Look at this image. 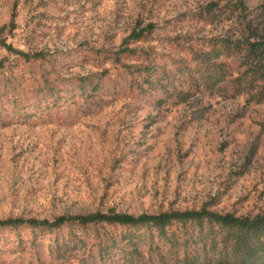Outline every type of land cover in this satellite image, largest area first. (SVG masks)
Here are the masks:
<instances>
[{
  "label": "rangeland",
  "instance_id": "rangeland-1",
  "mask_svg": "<svg viewBox=\"0 0 264 264\" xmlns=\"http://www.w3.org/2000/svg\"><path fill=\"white\" fill-rule=\"evenodd\" d=\"M240 2L246 13L229 19ZM211 3L221 18L202 17ZM248 22L264 34V0H0V41L45 56L27 61L0 46V221L264 214V104L196 90L185 72L205 42ZM128 230L2 227L0 264H161L99 257L105 235L117 252Z\"/></svg>",
  "mask_w": 264,
  "mask_h": 264
},
{
  "label": "trees",
  "instance_id": "trees-1",
  "mask_svg": "<svg viewBox=\"0 0 264 264\" xmlns=\"http://www.w3.org/2000/svg\"><path fill=\"white\" fill-rule=\"evenodd\" d=\"M246 11V5L240 2L229 8L228 17L230 19L236 13L244 14ZM225 12L218 4L211 3L205 8L202 17L215 20ZM241 25L243 31L238 36L212 38L205 42L204 48L193 54L195 68L190 71L185 67V72L196 90L202 88L210 93L227 91L233 97L245 96L247 104H264V34H259L251 22ZM153 28L154 25L151 24L139 32L135 31L128 39L140 41ZM0 46L27 61L45 59L42 53L28 54L16 50L4 41H0ZM123 53L135 54L129 48ZM147 70H142L146 73L144 82L151 84L150 71ZM196 76L199 78L196 79ZM189 95L190 92H178L177 97L181 102H186ZM15 109L19 115L24 111V108ZM44 109L40 104L32 109V114L27 115H34L33 113ZM24 224L32 228L47 229L64 225H78L85 229L96 225L128 228V232L120 236L125 244L117 252H114L118 243L114 235H105L106 240H101L98 255L103 261L104 258L131 261L132 258L146 255V258H156L161 264L171 261L174 264H264V214L239 217L233 213L221 214L207 208L140 216L109 212L59 217L53 222L6 220L0 221V228ZM141 230L144 232H137Z\"/></svg>",
  "mask_w": 264,
  "mask_h": 264
}]
</instances>
